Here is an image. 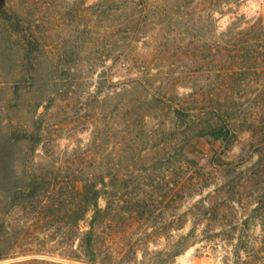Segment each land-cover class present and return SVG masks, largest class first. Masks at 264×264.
<instances>
[{
	"label": "rangeland",
	"instance_id": "obj_1",
	"mask_svg": "<svg viewBox=\"0 0 264 264\" xmlns=\"http://www.w3.org/2000/svg\"><path fill=\"white\" fill-rule=\"evenodd\" d=\"M5 2L31 24L43 52L35 55V79L20 82L23 104L12 112L8 106L12 73H21L23 48L22 42L12 41L9 25L0 17V106L7 124L45 121L34 163L55 169V174L47 173L51 186L41 190L34 202L9 210V238L0 241L8 250L0 264H264V218H256L254 210L255 193L264 188V48L252 52L259 58L247 66L250 73L242 86L231 88L239 91L234 98L239 103L228 102L240 131L239 142L231 146L207 131L191 132L198 134L195 141L203 161L218 156L237 164V170L221 172L205 190L174 191L165 164L168 158L161 167L149 161L163 155L162 141L129 132L137 127L134 121L142 110L148 113L144 128L160 133L162 139L167 130L173 137L171 129L179 133L190 129L173 121V116L170 120L171 109L162 104L156 114L154 105L159 101L152 99L151 80H147L154 74L182 79L187 70L197 67L201 97L221 106L227 96L216 51L204 52L193 64L174 47L157 48L155 20L149 18L137 34L143 20L137 13L134 26L126 27L129 15L96 11L111 1ZM242 10L253 23L260 16L264 21V0H248ZM219 21L224 27L226 17ZM139 154L143 158L134 163L132 158ZM95 173L105 175L108 193L100 199L99 258L92 262L85 240L94 211L85 213L80 192ZM142 197L149 200V208L134 204ZM206 207L220 215L235 212L239 223L250 216L243 235L238 233L243 231L240 226L238 231L235 226H216L204 233L211 219Z\"/></svg>",
	"mask_w": 264,
	"mask_h": 264
},
{
	"label": "trees",
	"instance_id": "obj_2",
	"mask_svg": "<svg viewBox=\"0 0 264 264\" xmlns=\"http://www.w3.org/2000/svg\"><path fill=\"white\" fill-rule=\"evenodd\" d=\"M105 1L112 3L107 4L104 10L101 11L98 8L96 11L104 13L115 10L120 12L121 16L129 15L131 18L124 23L126 27L134 26L133 14L137 13L141 16L143 20L139 19L141 23L139 29L135 31L137 34L142 32L149 18L154 19L158 30L155 37L158 44L157 48L164 46L171 49L174 47L177 52L182 51L184 56L191 59L193 64L199 62L204 52L212 49V51H216L214 56L220 57V66H223L221 75L227 97H225L224 102L220 101L221 106L218 102L214 103L213 99L207 100L201 97L200 74L197 67H191L187 70V75L182 79L160 78L155 74L147 79L151 80L149 82L152 86L150 90L152 99L155 102L159 101L158 104L154 105V108L157 109L156 114L162 111V108H159V104H162L165 110L171 109L170 120L173 116V121L186 123L190 126V129L185 133L177 132L176 128L171 129L174 130L173 137H170L173 132L169 133L167 130L164 132L166 136L162 139L160 133L156 131L153 133L152 130L148 131L144 128L148 113L142 110L134 121L137 127L129 134L132 136L136 132L137 136L145 137L148 141L160 140L162 142L159 144L162 145L164 151L163 155L149 161L151 163L154 161V166L160 167L168 164L166 169L169 172L170 184L174 191H182L185 188L189 189V192L193 190L202 191L214 184V178H218L221 172L227 174L237 170V164L218 156L203 161L202 151L197 148L195 139L202 131H207L215 140L231 146L239 142L240 131L232 120L233 109L230 110L228 102L239 103L234 101L239 91L237 94L235 90L231 91V88L232 86H242L241 83L246 80L250 73L247 66L255 63L254 58H259V55L253 57L252 52L264 48L263 17H257L253 23L252 16L250 17L246 11L242 10L248 0ZM99 3H96L95 6ZM0 17L8 23L12 41L22 42L23 49L22 51L19 50V54L21 51L22 55L21 73L15 75L16 72L13 70L12 99L8 105L12 112H17L22 106L24 98V93L21 91L23 85L21 86L20 82L22 79L27 82L35 79L38 71L35 55L43 52V45L41 39L33 31L31 24L14 8L7 5L5 0H0ZM224 17H226V23L224 27H221L219 20ZM180 57L181 55H179V59ZM262 59L264 61V57ZM249 61L250 63H248ZM1 69L3 66L0 65ZM182 88L186 90L184 93L181 92ZM168 100L169 104H167ZM218 106H220L222 113H216L217 110H220ZM5 119V110L3 111V107L0 106V241L9 238L8 234L11 231L9 221H7L9 210L11 211L14 207L21 208L23 204L35 200L40 192L51 186V181H46L48 179L47 173L55 174V169H48L34 163L37 146L43 141L42 130L45 121L43 119L33 120L29 125H19L13 121L7 124ZM197 120L200 122L198 123ZM192 130L198 134L191 133ZM182 140L184 143H181ZM26 147L28 148L27 153L25 152ZM136 149V143H134L132 150L135 154ZM178 155L181 158L177 159ZM139 158L143 157L139 154L138 157L134 156L132 161L135 163ZM165 158H168V163L163 164ZM240 174L239 177H236L239 182L243 174L242 171ZM105 185L107 186L105 175L95 173L91 179L86 181L85 189L80 192L82 196L80 204L85 203L87 208L84 210L85 213L89 209L94 211V214L91 215V228L87 232L85 240V249L92 262H96L99 258L96 226L100 217L99 212L102 211L100 199L108 193ZM255 195L256 218L263 219L264 188L258 189ZM111 202L113 201H108V204ZM134 204L149 208L147 197L138 199V202ZM221 208L224 206L221 205L219 209ZM206 209V214L211 219L210 223H206L204 226V233L211 232L212 227L216 226L229 228L235 226L238 228L237 231L240 229L238 226H240L243 231L238 233L243 235L250 216L242 219L239 223L235 212L231 215L225 213L220 215L217 210H210L207 207ZM22 227L23 225L20 226V228ZM7 250V246L0 245V259L7 256ZM238 257L240 260V255Z\"/></svg>",
	"mask_w": 264,
	"mask_h": 264
}]
</instances>
